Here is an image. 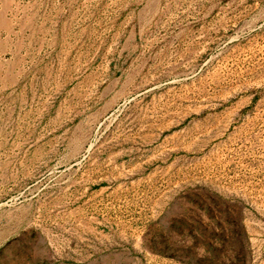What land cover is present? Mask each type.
<instances>
[{"label":"rangeland","instance_id":"obj_1","mask_svg":"<svg viewBox=\"0 0 264 264\" xmlns=\"http://www.w3.org/2000/svg\"><path fill=\"white\" fill-rule=\"evenodd\" d=\"M0 264H264V0H0Z\"/></svg>","mask_w":264,"mask_h":264},{"label":"bare ground","instance_id":"obj_2","mask_svg":"<svg viewBox=\"0 0 264 264\" xmlns=\"http://www.w3.org/2000/svg\"><path fill=\"white\" fill-rule=\"evenodd\" d=\"M203 106H204V105H203ZM201 111H203V110H202V107L198 109V113L201 112Z\"/></svg>","mask_w":264,"mask_h":264}]
</instances>
